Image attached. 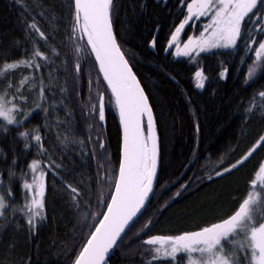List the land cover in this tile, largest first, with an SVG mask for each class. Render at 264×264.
I'll return each instance as SVG.
<instances>
[{
    "label": "snow or ice",
    "instance_id": "1",
    "mask_svg": "<svg viewBox=\"0 0 264 264\" xmlns=\"http://www.w3.org/2000/svg\"><path fill=\"white\" fill-rule=\"evenodd\" d=\"M146 2L139 4L141 11ZM154 2L166 10L170 26L161 43L164 25L156 21L146 41L151 51L159 48L176 62L188 58L197 64L202 53L230 57L220 61L219 78L229 79L228 63L235 61L244 90L253 89L240 106V120L245 127L253 119L264 122V0ZM14 3L23 39L7 46L0 41V138L12 137L10 164L0 167V245L14 233L5 249L13 258L0 259V264H111L117 253L130 264H264V158L211 219L195 221L177 234L152 232L178 199L235 175L258 150L264 152V132L238 158L224 164L218 155V165L204 169L197 165L210 159L211 149L199 154L196 123L191 159L175 180L161 184L157 97L130 62L135 54L126 48L123 0H65L51 7L49 0ZM57 11L67 17L64 24L53 15ZM164 75L178 83L171 72ZM194 77V87L205 89L204 70L198 68ZM85 83L87 99L81 102ZM70 88L77 94L83 131L75 109L66 106ZM109 110L118 114L120 128L115 157L105 134ZM0 157L7 162L3 149ZM74 161L79 169L73 171L81 178L75 185L65 179ZM49 178L52 190L59 184L68 194L79 238L70 249H59L63 260L55 241L50 245L54 261L41 260L38 249L16 256L20 234L25 243L35 240L50 219ZM154 201L157 207L148 215Z\"/></svg>",
    "mask_w": 264,
    "mask_h": 264
},
{
    "label": "trees",
    "instance_id": "2",
    "mask_svg": "<svg viewBox=\"0 0 264 264\" xmlns=\"http://www.w3.org/2000/svg\"><path fill=\"white\" fill-rule=\"evenodd\" d=\"M64 2L65 0H49L48 6L60 5ZM142 2L143 0H123L121 23L125 32L128 54H135V59L130 61L136 65L134 71L137 72L146 90L153 92L157 97L153 103L159 121L163 158L159 180L161 184H164L175 180L177 174L184 170L183 166L191 159L190 154L197 144L196 123L200 125L199 154L203 155L207 149H211L210 159L201 160L197 168L210 169L218 165V155L223 156L224 164L238 158L240 153L250 146L257 134L264 132V122L253 119L247 122L245 127V122L240 120V106L247 102L253 89L244 90L240 78L235 72L237 63L235 61L228 63L229 79L219 78L220 61L228 62L231 60L230 57L201 54L202 59L197 64L188 58H179L180 62H176V58L166 56L159 48L152 52L146 41L152 34L156 21L159 20L164 25L160 33L161 43L170 26V21L166 10L157 7L154 0H147L143 11L139 8V4ZM53 15L60 18L61 24L67 20V17L60 11ZM49 18L51 19V17ZM185 31H188L187 28ZM21 39H23V30L20 26L18 6L14 0H0V41H3L7 46L9 41ZM59 40L66 41V37L61 36ZM88 67H91L90 62ZM198 68H202L208 76L203 90L194 87V73ZM164 72H171L175 75L178 83L169 80ZM58 83L62 84L63 80ZM69 91L71 98L66 101V106L70 111L75 109L77 120L80 121V131H83L84 118L79 113L77 94L71 92V88ZM79 95L82 97L81 102L86 101V83L83 90L79 91ZM113 112L114 110L108 112L105 134L110 140L109 151L115 157L120 140V128L118 114H113ZM161 113L163 114L161 115ZM32 123L36 124L37 121L34 120ZM58 131L61 135L65 132L64 129ZM11 145V136L0 138V149H3L8 156L7 162L0 157V167L6 168L10 164ZM20 147L22 144L17 146V150ZM232 150H235V157ZM262 158H264V152L258 150L246 162L247 166L241 168L235 175L228 176L217 183H210L201 191L189 194L184 199H178L171 207L163 211L159 223L155 224L152 229L153 234H177L178 230L191 227L195 221L211 219L221 206L225 208L228 206L229 193L235 188L243 186L249 172ZM78 169L79 161H74L65 175L68 183L75 185L76 181L81 179L73 171ZM157 198L159 199V194ZM165 199H167L166 196ZM47 204L50 216L47 225L41 229L37 239L29 240L27 243L24 242L21 233L14 250L16 256L38 249L41 260L51 259L54 261L55 256L50 255V252L53 251L50 249V245L52 241H55L56 255H59V258L63 260L65 256L59 252V249L64 247L70 249L73 242L79 238L74 235L76 223L69 208L68 194L59 184L55 190H52L51 178H49ZM156 207L157 204L154 201L148 215H151ZM11 235L14 233L6 234L5 243L0 245V259L13 258L9 252L5 251L6 242L11 238ZM111 264H130V262L121 258L117 253L112 258Z\"/></svg>",
    "mask_w": 264,
    "mask_h": 264
},
{
    "label": "rangeland",
    "instance_id": "3",
    "mask_svg": "<svg viewBox=\"0 0 264 264\" xmlns=\"http://www.w3.org/2000/svg\"><path fill=\"white\" fill-rule=\"evenodd\" d=\"M203 54V53H202Z\"/></svg>",
    "mask_w": 264,
    "mask_h": 264
}]
</instances>
